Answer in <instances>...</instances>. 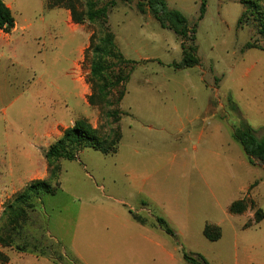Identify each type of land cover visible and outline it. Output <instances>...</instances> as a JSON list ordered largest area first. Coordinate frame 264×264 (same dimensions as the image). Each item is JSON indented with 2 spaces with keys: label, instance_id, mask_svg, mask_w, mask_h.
I'll return each mask as SVG.
<instances>
[{
  "label": "rangeland",
  "instance_id": "obj_1",
  "mask_svg": "<svg viewBox=\"0 0 264 264\" xmlns=\"http://www.w3.org/2000/svg\"><path fill=\"white\" fill-rule=\"evenodd\" d=\"M166 1L190 29L198 24L200 65L176 70L180 38L141 14L137 0H116L109 29L119 51L138 64L121 66L130 80L114 90L113 105L91 106L85 52L99 24L77 25L47 0H4L16 26L0 32V160L9 158L21 128L29 171L32 161L41 167L44 151L78 119L103 140L117 129L122 139L116 154L84 148L77 159L61 160L56 178L47 163L43 178L30 175L28 184L47 180L59 189L35 199L18 224L3 216L16 194L0 200V264H187L183 252L209 264H264V220L257 221L258 210L264 213V164H249L231 130L247 124L264 137V50L246 49L264 48V38L252 17L239 24L245 11L239 0H207L201 21V0ZM236 201L247 207L230 213ZM208 224L221 227L219 240L204 236Z\"/></svg>",
  "mask_w": 264,
  "mask_h": 264
},
{
  "label": "trees",
  "instance_id": "obj_2",
  "mask_svg": "<svg viewBox=\"0 0 264 264\" xmlns=\"http://www.w3.org/2000/svg\"><path fill=\"white\" fill-rule=\"evenodd\" d=\"M123 3H131L133 0H120ZM245 7L239 24L243 20L252 17L257 24V33L264 38V0H239ZM137 9L141 14L150 13L158 21L163 29L173 31L181 41L182 60L174 63L176 70H184L200 65L198 56L199 48L195 44L196 31L198 24L190 29L187 17L179 10L171 9L166 0H137ZM49 9L63 8L70 12L72 21L77 25L99 24V28L90 38V45L85 52V56L91 55L90 83L92 94L88 97L91 106H100L102 104L113 105L110 101L114 90L121 87L130 80V74L124 75L121 69L122 65H134L138 62L128 60L119 51L115 36L109 29V8L116 6V0H111L105 5L100 4L98 0H47ZM207 10V0H201L199 21L203 20ZM16 26V20L11 8L0 0V32L10 34ZM246 49H263L262 47L248 43ZM119 67L117 75L112 76L115 69ZM125 96L121 92L117 103H120ZM234 114L241 117L238 109L234 108ZM120 111L110 112L115 122L120 121ZM232 137L240 144L246 155L249 164L256 166V161L264 164V137L258 138L256 131L249 125L243 124L242 128H231ZM122 134L119 129L114 131L113 138L102 139L98 136L97 130L86 120L78 119L73 126L64 130L61 138L51 144L45 151L44 157L51 170L52 177L56 178L59 172V162L61 160L73 161L77 159V154L84 148L94 149L103 155H113L118 152ZM52 178V179H54ZM59 189L58 185H52L51 181L34 180L28 184L21 192L16 194L13 202L7 204L3 216L9 217V222L13 225L19 223L21 218L26 215V209L34 207V200L39 199L41 195H54ZM143 205L149 206L147 202ZM244 201H236L229 208L230 213H240L246 209ZM132 213V212H131ZM260 217L258 223L264 220L263 210H258ZM134 220L144 224V221L133 216ZM8 222V223H9ZM158 225L167 234L174 236L175 232L164 218H157ZM204 236L210 241H217L222 237V229L215 225H206ZM8 245L5 240H2ZM183 259L187 264H209L201 255H193L183 252Z\"/></svg>",
  "mask_w": 264,
  "mask_h": 264
},
{
  "label": "crops",
  "instance_id": "obj_3",
  "mask_svg": "<svg viewBox=\"0 0 264 264\" xmlns=\"http://www.w3.org/2000/svg\"><path fill=\"white\" fill-rule=\"evenodd\" d=\"M9 6V5H8ZM10 7V6H9ZM1 69V62H0ZM84 93L88 95L87 88H85ZM2 94V85H1V73H0V99ZM215 113H213L214 116ZM219 131V126L217 127ZM19 136L16 137L14 143L7 150L8 159L0 160V200H8L12 198L15 194L21 191L29 183L30 175L36 177L37 179L43 178L47 171L43 173L44 168L46 167V159L43 153L44 162L41 163V167L35 168V163L32 161L33 167L32 171H29V162L30 154L28 150L22 145L23 138V129H19ZM37 136L41 137L39 132H36ZM59 139V138H58ZM46 161V162H45ZM46 169V168H45ZM257 264H263L258 262Z\"/></svg>",
  "mask_w": 264,
  "mask_h": 264
}]
</instances>
